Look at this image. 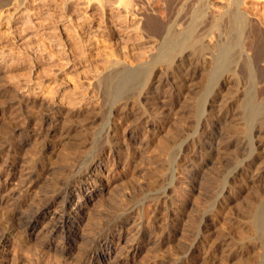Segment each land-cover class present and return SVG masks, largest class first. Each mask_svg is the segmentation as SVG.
Listing matches in <instances>:
<instances>
[{
  "label": "rangeland",
  "instance_id": "1",
  "mask_svg": "<svg viewBox=\"0 0 264 264\" xmlns=\"http://www.w3.org/2000/svg\"><path fill=\"white\" fill-rule=\"evenodd\" d=\"M55 1L53 0L54 3L52 2V5L49 7L50 11L46 14L51 18V20L54 22L53 26H55L53 30L49 32L50 34L40 30L37 26L33 28V34L31 35V37H29V39L25 38L18 41V39H15L12 35H10V30L0 20V53L2 54V49H4V52L10 53L9 58L6 59V61L4 60L2 62L4 63L2 64V70L0 69V131L3 128V115L5 116L6 114H9V112L3 113L4 106L8 104V99H10L9 95L10 93H12L10 91L11 87L8 84L9 81H13L17 86L23 87L25 89L23 93L34 99L36 102H41L43 100L47 104L51 102H60V104L66 105V108L68 110L82 108L84 110L87 109L94 112H99V114H101V118L96 122L86 123L81 120L79 121L78 119L76 120L75 117L64 118L65 122L63 119L62 124H67L68 121L70 123L75 121L74 123L80 125L84 123L85 124L82 125L80 132H75V135L73 134L72 139L61 140L60 145L58 144L57 151L53 154L52 158L46 159L48 164L58 159L56 162L54 161L53 164L57 169L55 172H59L48 174L50 175V177L61 176L63 173H61L62 171L59 170L60 167L63 168V166L66 165H77V162L84 165L88 162L89 158L98 153V150H100L101 146L100 142H96L97 145L99 144L97 146L93 141H95V139L97 140L99 138V135H101L105 130L108 121L106 113L117 100L126 99L129 97H131L132 99L136 97L139 92L147 86H149L147 88L152 91L150 92L151 95H155L157 98L161 99V97H164V95H169L171 92H173V78H176L180 74L182 76H189L186 69L176 67L175 70H170L169 68H167V63L165 61H161L158 63L159 67H155V65H153L133 73H125L123 71H120L118 73L114 72L113 74L109 75V78H106L108 81L105 79L102 84L98 85V87L97 85L94 86V84H91L92 76L100 67L104 65L103 63L105 61V58H107L108 55L110 56L111 54H113V51L118 52L120 48L124 47V40L118 39V34L122 31L121 28L124 27L125 24L124 22H121V24H117L119 26H116V24L114 25L113 23H115V14L109 13L107 11L102 12V9H97L95 11L93 10L90 11L91 13L87 12L84 14V12H79L80 8L75 6H73L71 9H68L67 11L66 9H63V7H61L62 5H60V0ZM106 1L110 2L111 0H99L100 3H105ZM149 1L150 0H148V2ZM164 1L166 2V0ZM164 1L151 0L149 4L147 0L146 3L145 1L142 0L141 2L140 0L139 2H141L142 4L138 3L141 7L139 5L138 6L140 8H143L142 10L145 15L146 12L148 13L146 15L147 18L158 17L160 18V20H162L159 21L164 23L168 21V19L173 15L171 13H168L169 11H167L165 7L166 3L164 4ZM219 1L222 2V0H215V2ZM246 1L250 5V9H253L252 12H255L256 14H254V19H256V22L262 20L264 21V1ZM143 4L145 6H143ZM216 4L221 5V3ZM150 6L152 7L150 8ZM177 6H175L173 9L176 10ZM145 8L150 9V11ZM186 9L190 11L189 7H187ZM99 10L102 13L99 12ZM75 11L79 12L78 15ZM70 12L72 13L70 14ZM94 14H97V17ZM151 15H153V17ZM99 17H101V19ZM173 17L174 15L172 16V18ZM62 19L64 20V22ZM71 19L74 22H72ZM77 19L79 22L76 21ZM99 20L101 22H98ZM104 22L108 24L106 25ZM125 23L127 25L126 21ZM65 27H67V29ZM105 27L106 29H108L106 30ZM197 27L198 26H196L195 31L197 30ZM202 29V27L200 28V30L198 29V32L200 33ZM226 30L227 29H224V32H226ZM198 32L197 34L200 35L201 33H203V30L200 34ZM232 32L236 33L234 31ZM16 33H19L20 37H23L25 35V33L20 29H18ZM229 33L230 31L228 32V34ZM233 33L231 34V37H233L234 40L232 41L234 43L231 41V37L229 36L230 43L228 42L227 46H225L223 50L225 56L224 54L222 55L220 53L221 57L223 56V58H221L219 54L218 58L220 59H217L214 62L215 59L212 60V58H210V53L207 52V54H205L206 57L204 56L205 58H201L200 62L198 61V63H195L197 66L192 65L193 67L190 68V73H194V85L188 86L183 94L180 95V101L178 103L177 109H175L173 113H171L170 117L167 116L165 118H161L162 116H159V110L152 102L147 104L145 103L146 108H148L147 117L142 116V113L145 109V106L143 104L125 108V110L123 109L124 111L122 110L121 113L113 116L112 125L119 130V134L113 136V142H118V144H120V148H122L121 150L125 152L126 155L124 159H127L130 156V162L127 165H125V163H121L119 165H117V163L115 165L114 171H112V173L110 174L111 178L108 183L107 191L104 194L96 196L85 207L86 216L80 221V229H83L85 235L87 233L89 234L94 227H100L104 223V226L107 225V223H109L117 214L121 213L127 208L134 209L133 217L136 219L138 218V225L134 229H129L128 227L122 230H120L119 228H114L115 240L113 243V248L110 249L107 247H102L101 245L96 246V248L99 250L104 249V251L106 252V257H102L99 253H97L93 256H88L87 258L83 259V251L87 246L85 238H75L72 244L69 243L71 248L70 251H68L69 253L60 254L61 252L57 248L67 244L65 238H63L61 235H58L55 238L51 239L52 242L49 244V235L48 233L45 234L44 232H39L41 228H39L31 237L22 236L24 235V232L20 229L21 232L15 231L11 234L10 243H0V264H77L78 262L75 263V261L82 262L78 264H264V175H262L264 174V75H262L264 74V54L261 57L253 56L251 64L253 63L252 65L255 66H252V71H254V73H247L246 71H244L242 66L244 58H242L243 56L241 55L243 47L241 46V44H239L240 41L236 44L235 41H238L236 40V38L238 37L237 35L234 36ZM215 34L217 35V33H212V35L209 36L210 39H214V41L218 40L219 37ZM213 36L215 38H213ZM83 39H85V42L87 43H85ZM87 39L90 40L88 41ZM136 39L137 36L129 37V40L131 41H136ZM224 39L225 38H223V40ZM229 44L233 49L238 45L240 47L231 50ZM113 48L115 49L112 50ZM126 48L129 50L127 57L130 56L129 58H134L138 55V49L130 50V47ZM26 49H31L32 51H34V55H28L25 51ZM226 53L228 55L227 59ZM239 55L241 56L239 57ZM234 56H236L237 58ZM256 57L259 59H255ZM237 64H239V66ZM240 64L242 65L240 66ZM212 66H215V68L217 67L216 70ZM241 67L243 70L241 69ZM61 68L62 72L60 71ZM236 68L240 69H238V72L236 71L234 75L233 73L234 70H237ZM88 70H90V74ZM231 74H233L234 76L238 75V77H234ZM248 74L250 78L248 77ZM61 77L64 78L62 79ZM105 84L106 86H104ZM216 84L219 86V88H216L218 87L216 86ZM212 90L213 93H211ZM257 91L259 94L257 93ZM153 99H151V101H153ZM103 101H105V103ZM225 102H229L227 107L226 105H224ZM243 104L246 106H243ZM221 106L225 109L228 108L229 110H231V113L234 115V117H240V115L241 117L238 119L237 117H235V119H233L234 121H224L223 114L225 113V111L223 108H221ZM244 107H246L245 110ZM103 108L104 112L102 110ZM241 108L243 109L241 110ZM205 109H207L206 115H204L203 112L205 111ZM220 111L221 115L219 113ZM216 121H218L221 126L219 127L220 129L218 128V130L213 127V124ZM223 121L227 124L229 122V124H233V128L229 124L225 125ZM207 123L209 124V126ZM223 124L225 125L224 127L222 126ZM254 127L263 129H261L262 131H259V129L254 130ZM136 128L138 129L139 135L138 142L143 140L145 144H139L137 142L136 144L132 145L127 141H124V143L122 140V135L124 134V132L128 133L129 131H133ZM222 128L226 133H228V131L232 129V136L226 134L222 130ZM219 130L221 131V134L223 136L222 140H225L226 142L230 138L232 140V144L229 145V147L227 148L228 150L226 149V154L220 152L219 155L218 152H215L212 156V158H214L211 160V162H209L208 164L204 163L205 154L201 152L202 143L207 138L216 137V133L220 134ZM27 133L28 132L20 131L18 139H25ZM252 135H255L254 140L252 139ZM172 136H174L175 138H173ZM166 137L168 140H170L168 144L169 147L163 146V140H167ZM224 137H226V139H224ZM78 138L79 141L82 140L87 142L85 144H82L81 146V143H77L79 141L76 142L75 140ZM248 138H250V140H253H251V146H249V150L243 149L241 147V143H243L244 140H248ZM37 144L38 143H35L32 140L30 142H27L23 145L21 154L24 155L25 158L27 157V159L36 157L39 152L37 151V149L39 150ZM183 144H185V148L183 147L182 151ZM178 152L180 153V155ZM67 155H70V157H67ZM66 161L70 162L67 163ZM259 162L261 164H259ZM198 167H200V169ZM256 167H258V170L256 169ZM189 168L192 170H199V176L196 178L193 175V172L191 170V172L188 170ZM261 170L263 172L260 175L259 171ZM235 173L239 175V178L229 182L228 177ZM257 173L259 174L257 175ZM6 176L7 175L3 176L4 180ZM16 181H18L17 178L14 179L13 183L10 185L15 186ZM107 181L108 180L106 179L105 182ZM186 181H188V184H186ZM189 182H191L192 184ZM170 184L173 186H171L170 189L167 190L170 197L168 207L162 208L163 210H161V212H163L161 218L153 217L152 215H150L149 210V204H151L152 198L163 193L165 188L168 185L170 186ZM102 187L103 185H101L99 188L101 189ZM84 194L86 195L87 192L82 189V192L73 198V205L77 204V202L79 201H82L83 204H86V199L82 196ZM229 197H233V199L229 200ZM127 202L130 204L128 205ZM171 203L173 204L171 205ZM170 205L172 206V208L173 205H176L178 208L171 210ZM2 208L3 207H0V217L3 211L5 212V210H3ZM167 209H169V211H167ZM168 212L175 219L173 218L170 221H166ZM204 213H207L210 219H214V225L210 227V232H213L211 233L212 240L210 242V246L208 245V248H205V250L198 249L196 246L193 247L192 251L190 250L192 248L191 244L193 245L192 241L199 233L197 229H199V227L201 226L200 221H202L203 215H205ZM162 221H164V223ZM155 222L161 225V230L158 229L159 232H154V229H152L154 225H156ZM45 223L46 221L43 222L41 226H44ZM98 223L100 226L98 225ZM3 230L4 225L0 223V238L2 233L4 232ZM17 233L22 234L19 235ZM106 233H108V231ZM120 233L123 235V237L119 239L118 235H120ZM155 234L158 236V238ZM17 235L20 237H18ZM151 235L153 236L151 237ZM149 239L151 240L149 241ZM156 239L162 241V243L157 241L155 245L154 242H156ZM126 242H128L129 244H136L139 247L137 253L133 252L129 257H127V252L120 250V248L128 245V243L126 244ZM211 244L215 246L218 245L219 247L211 248ZM244 244H246L247 246ZM154 245L155 247L152 248V246ZM241 245H244L246 247L244 253H240L242 247ZM249 245H254V247L248 248ZM206 250H210V254ZM233 250L235 251V253ZM123 252H125L126 254ZM77 254L78 256L80 255V257H82L79 259ZM70 260H72L73 262Z\"/></svg>",
  "mask_w": 264,
  "mask_h": 264
},
{
  "label": "bare ground",
  "instance_id": "2",
  "mask_svg": "<svg viewBox=\"0 0 264 264\" xmlns=\"http://www.w3.org/2000/svg\"><path fill=\"white\" fill-rule=\"evenodd\" d=\"M60 1H61L60 5H62L61 7H63V9H66L67 11H68V9H71L73 6L80 8L81 11L79 10V12H81V13L84 12V14L87 12L93 11V10L95 11L97 9H102L103 10L102 12L107 11L109 13L115 14V18H114L115 23H113L114 25L116 24V26H119L117 24L118 23L121 24V22H124V24H125L124 27H122L123 29L121 28L122 31L119 32V34H118V39L124 40L123 41L125 43V44H123L124 47L120 48V50L118 52L113 51V54H111L110 56L108 55V57L105 58V61L103 63L104 65L103 66L101 65L102 67H100L92 76V80H91L92 82L90 81L91 84H94V86L97 85V87H98V85L102 84L103 81L106 78H109V75L113 74L114 72L118 73L120 71H123L125 73H133V72L139 71L143 68L153 66V65H155V67L156 66L159 67L158 63L161 61H165L167 63V66H168L167 68H169L170 70H172V69L175 70L176 67H180L181 69L182 68L186 69V71L188 72V73L187 72L186 73L189 75V76H182L180 74L181 76L178 75L176 78H173V88H172L173 92H171L169 95H164V97H161V99L157 98L155 95L150 94V92H152V91L149 90V88H147V87H149V86H147L149 84H147L146 85L147 87L144 88L142 91H140L136 97H134L132 99H131V97H129L126 99L117 100L115 102V104L112 105L106 113L108 121H107L105 130L103 131V133L101 135H99V138L97 137L98 138L97 140L95 139V141H93L95 144H96V142L97 143L100 142L101 146H100V150H98V153H96L94 156L89 158L88 162L86 161L87 163L85 162L86 164H84V165L81 163L79 164L78 162L76 165L73 162L74 165H72V166L66 165V166H63V168L60 167L59 170L62 171L61 173H63V174L62 175L60 174L61 176H54V177H50V175H48V174H50V173L54 174V172L57 170L56 167L54 166L53 162L54 161L56 162L58 159L54 160L50 164L47 163L46 159L52 158L53 154L57 151L58 144L60 145L61 140L72 139L73 134L75 132L76 133L80 132L82 125L85 124L84 123V124L80 125V124L74 123L75 122L74 120H73L74 122L70 123L68 121V119H67V121H68L67 124H62L63 119L67 118V117H72V118L75 117L76 120L78 119L79 121L81 120V121L86 122V123L96 122L101 118V114H99V112H94V111L87 110V109L84 110L82 108L71 109V110L69 109L68 110L66 108V105H62V104H60V102H54V103L51 102L48 104L46 102H44V100L41 102H36L34 99L30 98L28 95L23 93L25 91V89L23 87L17 86L16 83H14L13 81H9V83H8L11 87L10 91L12 93H10V95H9L10 99H8L9 100V102H7L8 104H6V106H4L3 113L9 112V114H6L5 116L3 115V121H2L3 128L0 131V207H3L2 209L5 210V212L2 210L3 213L1 212L2 215L0 217V219H1L0 223L4 225V230H3L4 232L2 231L3 233H2L1 238H0V243L1 244L10 243L11 234L15 231L21 232V230H22L24 232V235H22V236L31 237L39 228H41L39 232H44L45 234L48 233V235H49L48 236L49 237L48 243L49 244L52 242L51 239L55 238L58 235H61L63 238H65L67 244L57 248L60 250V252H61L60 254L69 253L68 251H70V249H71L69 243L72 244L73 241L75 240V238H85V242L87 243V246L85 249L83 248L84 249L83 259L87 258L88 256H93L94 254H97V253H99L102 257H104V256L106 257V254H105L106 252L104 251V249L99 250L96 248V246L101 245L102 247H107V248L111 249V248H113V243L115 240L114 239L115 238V234H114L115 229L114 228H119L120 230H122L126 227H128L129 229L130 228L134 229L138 225V223H137L138 218L136 219L133 217L134 209L133 208H127L124 211H122L121 213L117 214L109 223H107V225L104 226V224H105L104 223L102 226H100L98 223V225L100 227H94V228L92 227L93 230L89 234L87 233L85 235L83 229H80V227H81L80 221H81V219H83L86 216V211H85L86 208L85 207L96 196L104 194L107 191L108 183H109V180L111 178L110 174L112 173V171H114L115 165L117 163H118L117 165H119L121 163H125V165H127L130 162V159H129L130 156H129V158L124 159L126 157V155H125V152H123L121 150L122 148H120V144H118V142L117 143L113 142L114 141L113 136H116L119 134V130L112 125L113 116L118 115L119 113H121V111L123 109L125 110V108L134 107V106H137L138 104H140V105L143 104L145 106V109L142 113V116L147 117L148 116V108H146L145 103L147 104V103L152 102V103H154V105H156L155 107L159 110V114H160L159 116H162L161 118H165L167 116L170 117L171 113H173V111L175 109H177L178 103L180 101V99H179L180 95L183 94V92L186 90V88L188 86L194 85V83H193L194 73L193 74L190 73L191 72L190 68L193 67L192 65H196L195 63H198V61L200 62L201 58H205L206 57L205 54H207V52L210 53V58H212V60L215 59L214 62L217 59H220V58H218L219 54L220 53L222 55L224 54L223 53L224 47L227 46V43L230 41L229 36L230 37L232 36L231 35L233 33L232 31L237 33V34L233 33L234 36L237 35V37H238V38L234 37V38H236V40H238V41H235L236 44L239 43V41H240L239 44H241V46L243 47V49L241 47V49H242L241 55L243 56L242 58H244V61L242 63L243 65L240 64V66L242 65L244 71H246L247 73H252V72L254 73V71H252V68L255 66L252 65L253 63L251 64V60H253L252 59L253 56L261 57L264 54V53H262V52H264V48H263V45H264L263 44V42H264V21L262 20V21L256 22V19H254L255 12L254 13L252 12L253 9L252 10L250 9V5L247 3L246 0H222V2L221 1L215 2V0H212V1L211 0H166V2H165L163 0L164 4L166 3L165 7H166L167 11H169L168 13H171L174 15L173 18H172L173 15L172 16L170 15L171 17L168 19V21L165 20L166 22H164V23L160 22V21H162V20H160V18L157 17L158 18L157 19V18L153 17V15L155 14L154 13L155 11L153 12L154 14L151 15L153 18H147L146 17V15L148 13L146 12V15H145V13L142 10L143 8H140L141 6L138 4V3H141L142 0H141V2H139L140 0L139 1L138 0H114V1L109 0L110 2L106 1L105 3L104 2L100 3L99 0L98 1L97 0H60ZM102 1H104V0H102ZM137 1H138V3H137ZM143 1H145V3H146V0H143ZM150 1L148 2V0H147V2L149 4H150ZM52 2H53V0H0V20L10 30L9 31L10 35H12L15 39H18V41L23 40L25 38L29 39V37H31V35L33 34V28L37 27V26L39 27L40 30L44 31L45 33L46 32L49 33L55 27V26H53L54 22L51 20V18L48 15H46L50 11L49 7L52 5ZM252 2H253V0H252ZM216 3H221V5H218ZM144 4H143V6L146 5V4L145 5ZM55 5H57V4H55ZM175 6H177L176 10L173 9ZM151 7L152 6H150V8ZM187 7H189L190 11L188 9H186ZM252 8H254V7H252ZM145 9H148V8H145ZM145 9H144V11H145ZM148 10L150 11V9H148ZM51 12H53V11H51ZM79 12H76L77 15ZM99 12H101V11L99 10ZM71 13L72 12H70V14ZM66 14H68V13H66ZM70 14H68V15H70ZM148 16H150V15H148ZM87 17H88V15H87ZM101 17H102V15H101ZM101 17H99V18L101 19ZM79 18H81V17H79ZM95 18H94V20H95ZM54 19H56V18H54ZM260 19H262V18H260ZM71 21L74 22L72 19H71ZM76 21H78V19ZM125 21L127 22V25H126ZM63 22H64V20H63ZM98 22H101V21L99 20ZM196 26H198V27H197V30L195 31ZM201 27L203 28L202 29L203 33H201L202 32V30H201L200 31L201 34H200L198 32V29L200 30ZM65 28L67 29V27H65ZM18 29H20L21 31H23L25 33V35L23 37H20L19 36L20 34L16 33ZM97 29H98V26H97ZM105 29H106V27H105ZM118 29H119V27H118ZM224 29H227L226 32H224ZM227 31L228 32L230 31V33L231 32L232 33L228 34ZM197 32L200 35H198ZM212 33H217V35L216 34L215 35L218 36L219 39L216 41H214V39H210L209 36L212 35ZM116 35H117V33H116ZM130 36H137L136 41H134L135 39L132 41L129 40ZM213 38H215V37L213 36ZM223 38H225V39L223 40ZM83 40L85 42V39H83ZM87 40L89 41L90 39H87ZM232 40H234L233 37H231V41ZM18 43H20V42H18ZM85 43H87V42H85ZM22 47H24V46H22ZM126 47H130V50L138 49V51H137L138 55L137 56L134 55L135 56L134 58H129L130 56L127 57L129 50ZM229 47H231L230 44H229ZM237 47H240V46L238 45L235 48H237ZM114 49L115 48H113L112 50H114ZM139 49H141V50H139ZM234 49L231 47V50H234ZM2 50H3L2 54L0 53L1 54L0 55V69L1 70L3 67L2 64H4L2 62L4 60L6 61V59H8L9 55H10V53L4 52V49H2ZM249 50H250V52H249ZM25 51L27 52L28 55H31V56L34 55V51H32L31 49H26ZM227 51H228V49H227ZM105 52H107V51H105ZM235 53H236V51H235ZM221 54H220V57H221ZM226 55H227V53H226ZM241 55H239V57ZM224 56H225V54H224ZM96 57H98V56H96ZM227 57H228V55L226 56V59H227ZM234 57H236V56H234ZM257 57L255 59H259ZM221 58H223V56ZM212 60H211V62H212ZM232 62H234V61H232ZM201 63H203V62H201ZM96 65H97V63H96ZM237 65L239 66V64H237ZM233 67H234V65H233ZM213 68L216 70L217 67L215 68V66H214ZM238 69H240V68H238ZM238 69L234 70V73L233 72L232 73L235 75V72L236 71L238 72ZM241 69H242V67H241ZM170 70H168V71H170ZM60 71L62 72V68ZM89 71L90 70H88V72ZM89 74H90V72H89ZM233 74H231V75H233ZM262 75H264V74H262ZM262 75H261V77H262ZM113 76H115V75H113ZM236 76L238 77V75H236ZM236 76H234V77H236ZM87 77H88V75H87ZM173 77H175V76H173ZM248 77H249V74H248ZM252 78H254V77H252ZM104 86H106V84ZM216 86H218V85L216 84ZM216 88H219V86ZM236 92H238V91H236ZM211 93H213V90ZM257 93H258V91H257ZM188 94H189V92H188ZM227 95H228V93H227ZM245 96H247V95H245ZM222 97H223V95H222ZM151 99H153V101H151ZM103 102L105 103V101H103ZM228 103L229 102H225L224 105H226V107H227ZM229 106H230V104H229ZM243 106H246V105L243 104ZM103 107H105V106H103ZM195 107H196V105H195ZM221 108H223V107L221 106ZM221 108H219V109H221ZM245 108L246 107H244V110H245ZM223 109L225 111V113L223 114L224 121H226V122H228V120L234 121L233 119H235V117H237V116L234 117V115L231 113L232 111L229 110L228 108H226V109L223 108ZM242 109L243 108H241V110ZM102 110L104 112V108ZM203 112H204V115H206L207 109H205V111H203ZM219 113L221 115V111ZM240 117H241V115H240ZM240 117H237V119ZM216 119H218V118H216ZM219 119H220V117H219ZM221 119H222V117H221ZM21 121H22V123H21ZM64 122H65V119H64ZM209 122H212V121H209ZM22 124H24V125H22ZM226 124L227 123H225V125ZM225 125L223 124L222 126L224 127ZM229 125H231V124H229ZM232 125H231V127H232ZM208 126H209V124H208ZM213 127H215L218 130V128L221 126H220V123L218 121H216V122H214ZM245 129H246V127H245ZM257 129H259V131H262L261 129H263V128H258V127L255 128L254 127V130H257ZM222 130H223V128H222ZM231 130L228 131V133H226L224 130L223 131L226 134L232 136ZM20 131L21 132H28L26 134L25 139H21V138L18 139V137L20 135ZM234 131H235V129H234ZM216 135H217L216 137L207 138L202 143L201 152H203L205 154L204 163L208 164L209 162H211V160L214 158V157L212 158V156L215 152H218V154L220 152L225 153L226 149L229 147V145L232 144V140L229 137L228 138L230 140L227 138L228 141H226V142H225V140H222L223 136L221 134V131H220V134L216 133ZM122 136H123L122 137L123 142L127 141L128 143H130L132 145L136 144L139 141V137H138L139 135H138V129L137 128L134 129L133 131H129L128 133L124 132V134ZM254 136L255 135H252L253 140H254ZM172 137L175 138L174 136H172ZM226 137H224V139H226ZM79 138L75 139L76 142L79 141ZM166 139H167V137H166ZM31 140L35 143H38L37 147L39 148V150L37 149V151H39V152H38V155L36 154L37 155L36 157L27 159V157L25 158V156L21 154L22 148H23L24 144H26L27 142H30ZM251 140H250V138H248V140H246V141L244 140L243 143H241V147L243 149L249 150V146H251L250 145ZM163 141H164L163 146L169 147L168 144H169L170 140L167 139V140H163ZM86 142L87 141L81 140L77 143H81V146H82V144H85ZM138 143L139 144H145V142H143V140L138 142ZM124 145H126V144H124ZM34 146H36V145H34ZM83 146H85V145H83ZM184 146H185V144L182 145V151H183ZM238 147H240V146H238ZM162 149H164V148H162ZM170 150H172V149H170ZM167 151H169V150H167ZM159 152H160V150H159ZM179 155H180V153H179ZM215 155H217V154H215ZM68 156L70 157V155H67V157ZM138 158H136V159H138ZM69 162H67V163H69ZM58 164H61V163H58ZM259 164H261V163L259 162ZM155 165H156V163H155ZM200 167H198V168L200 169ZM263 167H260V168H263ZM122 168H124V167H122ZM257 168L258 167H256V169ZM260 168H259V170H260ZM188 170L189 171L191 170L193 172V175L196 178L199 176V170H194V169L192 170L190 168ZM186 171H187V169H186ZM57 172H59V171H57ZM57 172H55V173H57ZM262 172H263L262 170L259 171L260 175L262 174ZM259 173H257V175ZM189 174H191V173H189ZM4 175H7L5 180L3 179ZM262 175H264V174H262ZM16 178L18 179V181H16V185L11 186L10 184H12L14 179H16ZM237 178H239V175H237L235 173V174L230 175L228 177V180L230 182L232 180H236ZM106 179L108 180L107 182H105ZM186 182H187L186 184H188V181H186ZM189 183H191V182H189ZM101 185H103V187L100 189L99 187ZM171 186H173V185H171V184H170V186L168 185L165 188V190L163 191V193L152 198L151 204H149L150 205L149 210H150V215H152L153 217H158V218L160 217L161 218V215L163 212V211L161 212V210H163L162 208L168 207V204H169L168 202L170 201L169 200L170 197L168 195L167 190L170 189ZM82 189H84L87 192L86 195L85 194L82 195L83 198L86 199V204H83L82 201H79V202H77V204L73 205V203H72L73 198L76 195L80 194L82 192ZM150 199H149V201H150ZM228 199L232 200L233 197H229ZM225 201H226V199H225ZM129 204L130 203H128V205ZM172 204L173 203H171V205ZM171 205H170L171 210L178 208L176 206L177 204L173 205V208ZM100 211H102V210H100ZM167 211H169V209H167ZM181 212H182V210H181ZM167 214H168V216L166 217V221H170L174 218L169 212ZM213 220L210 219V217H208L207 213L205 215H203V219H202V221H200L201 226L199 227V229H197L199 231V233L198 234L196 233L197 236L195 237V239H193V241H192L193 245L191 244L192 248L190 250L193 251V247H196V246L198 249H204L205 250V248H208V245L210 246V242L212 240L211 233H213V232H210V227L212 225H214ZM45 221H46V223L44 224V226H41L42 223ZM156 222H155L156 225H154V227L152 228V229H154L153 230L154 232H157L158 229H160V227H161V225L159 223H156ZM162 222L164 223V221H162ZM98 225H96V226H98ZM163 228H165V227H163ZM141 229H142V227H141ZM107 231H108V233H106ZM17 234H19V233H17ZM20 234H22V233H20ZM153 235H154V233H153ZM153 235H151V237ZM163 236H165V235H163ZM18 237H20V236H18ZM118 237L120 239L121 237H123V235L120 233V235H118ZM156 237L158 238L157 235H156ZM150 240L151 239H149V241ZM157 241L162 243V241L156 239V242L153 241L154 244L157 243ZM128 242H130V241H128ZM128 242H126V244ZM163 244H165V243H163ZM155 245L152 246V248H154ZM244 245H246V244H244ZM244 245L243 246L241 245L242 247H241L240 253L245 252L246 247ZM212 247L218 248L219 246L218 245L215 246V245L211 244V248ZM249 247L252 248V247H254V245H249L248 248ZM238 248H239V246H238ZM120 250L127 252V257H129L133 252L137 253V251L139 250V247L134 243H130V244L128 243L127 246L120 248ZM211 250H213V249H211ZM206 251H208V250H206ZM125 252H123V253H125ZM234 253H235V251H234ZM209 254H210V252H209ZM77 256H78V254H77ZM16 257H18V256H16ZM78 257L80 259L82 256L80 257V255H79ZM79 259H77V260H79ZM83 259H81V260H83ZM72 260H70V261H72ZM76 262L82 263L80 261H75V263Z\"/></svg>",
  "mask_w": 264,
  "mask_h": 264
}]
</instances>
